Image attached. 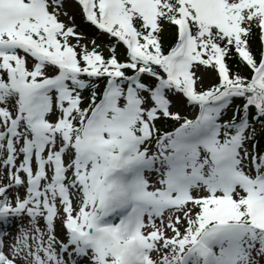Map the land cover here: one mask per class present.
I'll return each mask as SVG.
<instances>
[{
  "label": "snow or ice",
  "instance_id": "6c2138e0",
  "mask_svg": "<svg viewBox=\"0 0 264 264\" xmlns=\"http://www.w3.org/2000/svg\"><path fill=\"white\" fill-rule=\"evenodd\" d=\"M0 264H264V0H0Z\"/></svg>",
  "mask_w": 264,
  "mask_h": 264
}]
</instances>
